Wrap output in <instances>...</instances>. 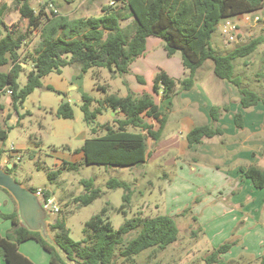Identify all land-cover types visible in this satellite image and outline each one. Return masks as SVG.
I'll return each mask as SVG.
<instances>
[{
  "label": "trees",
  "instance_id": "16d2710c",
  "mask_svg": "<svg viewBox=\"0 0 264 264\" xmlns=\"http://www.w3.org/2000/svg\"><path fill=\"white\" fill-rule=\"evenodd\" d=\"M52 2L47 0L42 4ZM16 3L21 17L29 21V31H37L40 40L33 53L21 51L28 34L16 35L15 30L4 21L7 3L0 6V25L7 29L6 34L0 37V92L12 90L15 108L35 89L43 86L46 75L52 72L61 74L66 66L78 65L80 76L92 67H107L114 74L128 73L132 62L146 52L150 37L164 41V49L169 57L180 51L183 66L187 70L186 76L181 79L172 77L163 69L158 70L153 91L158 93L160 88L163 89L162 97L168 99V106L173 102V95L194 87L197 70L209 59L214 62L215 75L238 88L243 109L264 104V89L258 93L247 86L242 77L235 73L234 65L237 58L250 55L264 43V27L258 36L224 54L219 53L212 43V35L224 19L260 10L264 8V0H111L102 6L101 15L73 18L54 10L50 15L44 7L36 11L30 0H16ZM129 19L132 22L123 27L122 20ZM27 60L32 61L33 68L22 87L18 79L24 68L22 63ZM7 64H11L9 70H2ZM178 84V90L181 91L177 93L175 88ZM98 86L107 92V85ZM47 88L54 90L52 86ZM93 102L94 98L89 93L82 94L84 119L92 126L93 133L99 129H105L106 132L86 138L84 144L76 149V152L83 153L82 159L64 160L62 166L78 169L83 164L123 167L143 165L149 157L147 136L159 140L167 123V113L161 110L153 93L144 92L139 96L131 92L126 96L106 94L95 109H92ZM105 107L116 113L114 122L96 124L98 115ZM229 110L227 103L212 105V121L194 126L187 133L189 146L202 143L204 138L223 135L224 129L217 121L223 111ZM120 113L124 117L119 118ZM57 115L74 117V110L68 101L61 103ZM150 120L158 122L159 128L155 129ZM234 122L238 128L244 127L242 111L234 114ZM130 127L138 130H130ZM8 133L9 129L0 127V140L4 143ZM12 170L13 167L8 169L11 173ZM59 172H50L49 179H55ZM241 172L256 188H264V168L251 164L242 167ZM81 183L85 192L73 197V201L79 205H89L104 194L93 178H83ZM106 186L108 189H124L123 203L117 210L126 214L133 194L131 183L112 177L107 180ZM0 189L11 196L6 189ZM31 189L36 190L33 187ZM110 208V203L106 202L98 214L86 221L85 236L80 241L70 236L64 218L55 219L50 225L51 231L65 255L44 239L40 232L24 226L17 207L11 213L0 212V216L9 219L12 224L4 236L0 234V258L3 257L6 264H36L19 249L21 243L36 240L49 253L50 264H70L69 261L73 264H115L116 250L120 246V255L124 259H132L147 249H164L179 237L180 229L175 217L170 214L127 218L115 229L108 215ZM132 231L138 232L124 242V237ZM239 240L237 237L222 243L206 257V262L231 264L221 255L237 245Z\"/></svg>",
  "mask_w": 264,
  "mask_h": 264
},
{
  "label": "rangeland",
  "instance_id": "374dc122",
  "mask_svg": "<svg viewBox=\"0 0 264 264\" xmlns=\"http://www.w3.org/2000/svg\"><path fill=\"white\" fill-rule=\"evenodd\" d=\"M43 1L47 0H30V3L36 11L44 7L48 13L56 10L73 18L101 15L102 6L111 0H52V5L42 4ZM3 3L8 5L4 14V21L8 27L14 29L16 35L25 32L28 34L21 50L33 53L40 40L38 32L29 31V21L21 17L16 0H0V6ZM235 19L239 23H244L241 20L244 19V15H239ZM131 22L132 19L122 20L121 24L127 27ZM249 24L253 26L249 33L243 34V27H240L237 39L234 41L223 37L219 25L212 35V43L217 51L222 54L227 53L261 33L262 24ZM6 31L7 29L0 25V37L6 34ZM165 57L161 48L153 47L146 54V68H134L124 74H114L107 67H92L80 76V67L70 65L63 69V76L73 85L60 88L61 85L58 84L59 88L56 87L54 90L44 86L35 89L17 108L13 107L15 121L9 119L7 122L10 126L5 144L7 146L23 145L19 148L18 155L12 157V174L18 182L28 188L37 189L57 184L60 191H63L64 198L59 200L62 208L55 218L65 219L70 236L76 241L84 238L86 221L98 214L106 202L110 203L108 215L115 229H118L127 218L135 216L147 218L158 214H170L175 217L180 229L177 241L164 249H147L132 259H124L120 255L122 248L120 246L116 250L115 264H208L206 257L216 247L224 242L233 241L237 237L240 239L239 243L221 257L230 261L231 264H263L264 189L256 188L246 177L242 180L228 175L233 184L226 186L223 185L226 180L220 171L199 168L192 172L193 168L189 165L190 158L197 156L198 153L190 148L186 150L185 141L179 140L171 144L162 142V139L172 140L175 137L185 140L190 131V128L183 125L181 119L177 118L176 113L168 112L161 139L156 141L147 136L149 157L143 165L123 167L83 164L78 169H74L63 167V163L60 164V160L71 161L75 158L74 161H80L76 159V149L84 144L86 138L103 135L106 132L105 129H99L97 133H93L92 126L85 121L81 108V90L93 96L92 109L99 106V101L106 94L125 96L131 92L139 96L144 93V90L153 88L152 71L160 69L168 62H173L178 74H183L179 63L182 58L180 51L176 52L173 58ZM26 64L18 79L22 87L26 84L28 73L32 69L31 60H27ZM234 65L235 73L242 77L247 86L258 93L263 92L264 43L250 55L237 58ZM139 66L143 67V65ZM178 74L175 73V76L178 77ZM218 81L220 84L225 83V80L221 78H218ZM78 83L80 87L72 89ZM98 84L107 85V92L99 88ZM178 89L180 86L175 88L177 93L181 91ZM7 93L2 94V100L6 106L10 98ZM178 95H173L175 105L181 102L182 94ZM222 96L225 97V95ZM222 96L216 97V104H221L224 98ZM66 101L74 110L73 118L57 115L58 107ZM167 101L168 99L164 96L160 101V108L166 113ZM168 107L172 108V105ZM113 113L114 110L108 107L103 108L96 119V124L97 122L113 123ZM120 116L124 117L122 113ZM249 118L253 121L252 114L248 115V120ZM231 121L233 125V118ZM223 122L224 128L229 132L231 128L228 125V119H223ZM250 126L252 127L251 122H248L249 129ZM158 128L159 123L156 122L155 129ZM130 130L138 129L130 127ZM250 139H252L251 136ZM207 141L209 140H206L205 147H208ZM197 145L202 148L203 144ZM260 164L264 166V160ZM53 171H60L56 180L49 179L48 174ZM112 177L125 180L132 185L131 204L126 208V214L117 210L123 203L124 189H108L106 186L107 180ZM83 178H93L95 185L104 191L101 197L89 205H79L73 201V197L85 192L81 183ZM186 209L189 210L185 212ZM220 218L223 222L222 227L216 224ZM50 232L54 236L51 227ZM137 232L132 231L127 234L124 242L134 237ZM30 243L29 245H35L36 249H29L34 260L41 262L40 258L43 257L46 264H50L49 253L37 242ZM22 248L28 249L26 244H23ZM0 264H6L3 257L0 258Z\"/></svg>",
  "mask_w": 264,
  "mask_h": 264
},
{
  "label": "crops",
  "instance_id": "0c3cea01",
  "mask_svg": "<svg viewBox=\"0 0 264 264\" xmlns=\"http://www.w3.org/2000/svg\"><path fill=\"white\" fill-rule=\"evenodd\" d=\"M257 13L264 14V8L257 10ZM241 27H243L242 28L243 34H248L251 27L253 26H251L248 23H241ZM153 47L161 48L164 56H166L165 58L168 59L170 58L164 49V41L156 37H150L148 38L146 52L143 55L137 57L132 62L130 66V70L134 68L135 69L146 68L147 67V61H145L146 54L149 52V50H152ZM174 56L175 54L171 56V58H173ZM179 63L182 69V73H183L182 75L178 74V70L174 69L173 62H168L166 65L159 68L165 70L172 77H175L176 79H181L186 76L187 70L183 66L182 58H181V62ZM22 65L23 67H25L27 64L26 62H24L22 63ZM139 65H143V67H140ZM10 66L11 64H7L3 66L1 69L7 71L9 70ZM32 68H33V63H32ZM158 70L159 69L152 71L151 74L153 77L152 79H155ZM175 73H177L179 76L176 77ZM209 79H210V83H209ZM74 81L76 82V79ZM219 82L220 81H218V77L214 73V62L211 59H209L197 70L196 82L194 87L178 95L180 96L182 94L181 102L178 105H175V103L172 102L171 104L172 108H169L167 101L166 111H167V115L168 112L172 114L173 113L178 114L177 118L181 119L183 125L190 128L191 130L194 126L206 124L212 121L210 108L212 105L216 104L217 96L221 97L222 95H225V97L222 96V98L223 97L224 98L222 99L223 102L221 101L220 105L227 103L230 106V110L223 111L225 113H223L222 116H220L219 120L217 121V124L224 129V134L214 136L212 138H207V139L204 138L203 142L200 143L203 144L202 148H200L199 145L197 144H194L193 146H189L186 138L185 140L179 137H175L172 140L162 139V142L171 144L179 140L181 142L185 141V144L187 145L186 150L190 148L193 152L198 153L197 156L195 157L193 156L192 158H190L191 163L189 165L190 167L193 168L192 172L198 170L199 168H206L210 170L220 171L223 174L224 179L226 180V183L225 184L223 183V185L229 186L232 185L233 182L230 181L228 175H233L243 180L245 176L241 172L242 167H247L251 164H255L264 168V166L260 164V162H263L264 160V135H263L264 119H262V114H264V104L259 103L250 108L243 109L240 102L241 94L238 88L234 84L228 82L227 80L224 81L225 83L222 82L220 84ZM58 84L61 85L60 88L61 87L68 88L69 86L73 85V83L68 82V79H66V77L63 76V72L61 74H56L52 72L43 78V86L46 88L48 86H52L53 88L56 87L59 88ZM178 86L179 84L177 85V87ZM79 87L80 85L78 83L74 85L72 89H78ZM206 88L207 90H205ZM161 91H163V89L160 88L159 92L155 93L153 91V88H150L148 90H144L143 92L153 93L156 102L160 107V101H162L163 99ZM83 93L84 91L81 90V94ZM2 94L4 93L0 92V104H1L0 127L3 129H9L10 125H8L7 123L8 120L11 119V121H15V115L12 110L14 106L11 95L7 93L10 96V98L7 100L8 106H6V104H4V101L2 100ZM174 99L175 98H173V101ZM238 111H242L244 114L243 128H238L235 122H233L232 125L231 118H233L234 120V114ZM251 114L253 121L250 120V118L248 120V115ZM112 116L115 117L116 113L114 112ZM118 117L121 118L122 116L118 114ZM224 117L227 118L229 121L228 125L231 128L229 132L224 128L225 127L224 126L225 121L223 122V119H225ZM150 122L154 123V125L156 124L151 120ZM248 122H251L252 125V127L250 126V129L248 127ZM248 132L253 133L252 135L255 136L250 135ZM250 136L252 137V139H250ZM206 140H209L207 141L208 147H205ZM17 147L20 148L23 147V145H18ZM75 154L77 155L76 159L79 160L82 159L83 157L82 152H76ZM74 159L71 161H74ZM63 162L64 160H60V164H62ZM54 180H56V178ZM45 187L48 188L51 192H53V194L57 197L58 200L64 198L62 195L63 191H60L57 184L52 186H45ZM15 209H16V203L14 202L13 198L7 192L0 189V212L11 213ZM216 224L219 227L223 226V222L221 221V218L219 221L216 222ZM11 226L12 224L9 219H4L0 216V234L2 236H4L7 233V231L11 228ZM25 242L26 243L23 242V244H26L28 249L23 250L22 248L23 244L21 243L19 247L20 251L24 255L32 259L36 264H46L43 257L40 258L41 262H38L37 260L35 261L29 252L30 248H34V250H36L34 247L35 245L34 246L29 245L31 244L30 242H37V241L28 240ZM49 259H50V255H49Z\"/></svg>",
  "mask_w": 264,
  "mask_h": 264
},
{
  "label": "water",
  "instance_id": "95a60500",
  "mask_svg": "<svg viewBox=\"0 0 264 264\" xmlns=\"http://www.w3.org/2000/svg\"><path fill=\"white\" fill-rule=\"evenodd\" d=\"M9 168L12 165H8L7 169L0 166V187L6 189L14 198L20 221L28 229L40 232L44 239L65 255L50 232V225L55 221L56 215L46 207L39 194L18 182L8 171Z\"/></svg>",
  "mask_w": 264,
  "mask_h": 264
},
{
  "label": "built area",
  "instance_id": "2783aa9c",
  "mask_svg": "<svg viewBox=\"0 0 264 264\" xmlns=\"http://www.w3.org/2000/svg\"><path fill=\"white\" fill-rule=\"evenodd\" d=\"M50 5H52V3H50ZM52 11L50 13H48L47 11L46 12L51 15ZM258 14L257 11L243 13L241 15H244V19L241 20L244 23H248V24L249 23L262 24L264 27V14H260V15ZM220 26H221V33L226 40L234 41L237 39V35L240 30L241 23H239L235 19V17L224 19L220 23ZM7 92L10 95L12 94V90L10 89L7 90ZM18 150L19 148L15 144L7 146L2 140H0V166L6 169L8 165L13 166L12 157L18 155ZM35 192L42 197L46 207L49 210H51L54 213V215H57L60 212L61 210L60 202L57 199V197L48 188L40 187L37 188Z\"/></svg>",
  "mask_w": 264,
  "mask_h": 264
},
{
  "label": "clouds",
  "instance_id": "9594fccd",
  "mask_svg": "<svg viewBox=\"0 0 264 264\" xmlns=\"http://www.w3.org/2000/svg\"><path fill=\"white\" fill-rule=\"evenodd\" d=\"M13 167V166H12Z\"/></svg>",
  "mask_w": 264,
  "mask_h": 264
}]
</instances>
